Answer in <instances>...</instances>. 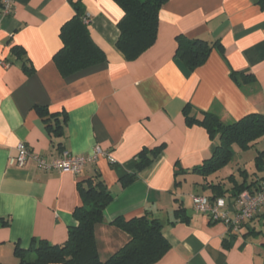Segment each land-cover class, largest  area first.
<instances>
[{
	"label": "crops",
	"instance_id": "0c3cea01",
	"mask_svg": "<svg viewBox=\"0 0 264 264\" xmlns=\"http://www.w3.org/2000/svg\"><path fill=\"white\" fill-rule=\"evenodd\" d=\"M72 1L84 6L83 23L106 62L67 78L53 57L62 47L60 28L74 15L71 0H18L9 15L0 10V264H19L16 248L64 243L77 225L73 212L84 203L81 189L91 181L102 182L111 197L94 229L102 262L129 241L113 222L146 212L170 246L155 264H264V207L231 234L191 202L195 195L211 198L212 186L230 190L264 178V163L255 166L264 149H256L251 172L235 161L237 173H222L230 161L201 176L192 169L211 157L218 141L184 117L186 110L196 118L212 113L231 124L264 114V13L254 0H167L155 43L127 61L116 48L117 4ZM179 35L218 41L223 53L213 49L189 71L174 58ZM232 71L251 82L238 85ZM19 143L47 162L62 152L87 155L96 146L106 156L78 175L10 167ZM159 147L151 165L137 171L138 154ZM128 175L136 178L125 184Z\"/></svg>",
	"mask_w": 264,
	"mask_h": 264
},
{
	"label": "trees",
	"instance_id": "16d2710c",
	"mask_svg": "<svg viewBox=\"0 0 264 264\" xmlns=\"http://www.w3.org/2000/svg\"><path fill=\"white\" fill-rule=\"evenodd\" d=\"M122 11L118 23L119 37L116 42L117 50L127 61H134L146 52L156 41L158 31V14L167 0H112ZM255 5L264 13V0H254ZM73 17L60 28L59 38L62 47L54 55L53 62L60 75L64 78L81 71L99 66L106 62L105 54L92 42L87 26L83 23L84 6L79 1H72ZM221 53L222 47L218 41L208 43L199 39L176 37L174 58L182 62L189 71L203 65L213 49ZM231 77L238 85L251 82V76L231 72ZM40 113L44 109L40 108ZM201 117L188 116L184 111L188 126L197 125L205 130L210 139L217 138V146L211 157L192 169V171L207 176L215 173L230 161L235 152L247 151L254 147L264 137V114H250L231 124H224L219 117L212 113H201ZM161 147L152 150H142L137 156L136 169L142 171L157 157ZM264 152L255 157V166L260 168L264 163ZM135 175H128L124 183L135 180ZM252 184L233 186L224 190L212 186L213 196L237 197L242 191L249 190ZM87 189H81L85 196L84 203L76 208L73 216L77 221L75 227L67 231V238L60 245H52L46 241H38L28 251L15 249L19 264H155L169 250L170 246L162 233V225L152 219L146 212L130 220L116 219L113 225L125 232L128 243L113 254L107 261L99 259L94 229L96 224L103 221V212L111 201L102 182H90ZM230 193L229 195H226ZM32 253V257L26 256Z\"/></svg>",
	"mask_w": 264,
	"mask_h": 264
},
{
	"label": "built area",
	"instance_id": "2783aa9c",
	"mask_svg": "<svg viewBox=\"0 0 264 264\" xmlns=\"http://www.w3.org/2000/svg\"><path fill=\"white\" fill-rule=\"evenodd\" d=\"M18 0H0L2 15H9ZM16 154L8 159L10 167L23 168L29 164L45 172L57 171L78 175L83 167L97 162L99 157L106 156L100 147H94L92 153L74 156L62 152L60 156L47 162L32 152L24 143H19ZM195 211L206 216L211 223L224 225L229 233L236 234L242 225L251 220L264 207V179L258 180L251 189L242 191L237 197H219L211 199L205 196H191Z\"/></svg>",
	"mask_w": 264,
	"mask_h": 264
},
{
	"label": "rangeland",
	"instance_id": "374dc122",
	"mask_svg": "<svg viewBox=\"0 0 264 264\" xmlns=\"http://www.w3.org/2000/svg\"><path fill=\"white\" fill-rule=\"evenodd\" d=\"M233 149L236 152L234 155L235 158L226 167L227 170H225V172H222V173L229 174L232 171H233L232 173H237V171L235 169L236 168V162H238V164H240L242 168L246 169L248 172H251L254 169L253 160H254V156L256 154V149L259 151L264 149V137L261 139V142L258 143L254 148L249 149L247 151H239V149L237 147H234ZM239 160H240V162H239ZM237 176H238V174H237Z\"/></svg>",
	"mask_w": 264,
	"mask_h": 264
}]
</instances>
